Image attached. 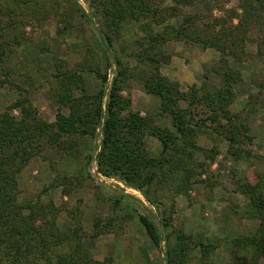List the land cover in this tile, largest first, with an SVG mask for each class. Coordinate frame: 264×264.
<instances>
[{
	"label": "trees",
	"instance_id": "16d2710c",
	"mask_svg": "<svg viewBox=\"0 0 264 264\" xmlns=\"http://www.w3.org/2000/svg\"><path fill=\"white\" fill-rule=\"evenodd\" d=\"M88 1L97 4L103 24L100 38L109 48L106 51L111 49L116 67L104 115L107 74L97 73V94L90 97L91 81L84 75L83 65L70 66L63 62L58 66L56 88L58 103L68 114H57L55 122L47 124L33 108L24 89L13 81L16 73L8 67L13 60L12 47H0V88L13 87L20 94V99L0 112V264H38L39 259L50 256L57 258V264H109L106 259L94 260L83 247L82 240L110 233L117 220L116 212L106 219L96 220L91 233H87L78 223L70 229L56 226V210L52 203L39 200L20 203L17 200L18 176L33 159L49 154L62 156L73 163L82 176L93 159L92 154H84L85 140H95L97 130L101 133L100 151L95 157L97 172L139 192L150 206L164 215L167 207L162 200L165 197H152V192L168 185L171 186L170 195H177L200 176L197 170L203 163L197 156L210 161L214 158L196 146L201 134L214 131L223 137L228 154L236 160L240 155L246 159L250 157L243 151L245 141L253 138L245 126L249 112L244 116L232 114L229 108L235 97L233 88L240 82V73L234 67L246 58L247 43H255L258 57L264 55V0H170V7L163 5L164 0H107L105 4L100 0ZM231 2L236 4L235 8L225 9ZM67 4L75 16L90 21L76 1L69 0ZM28 8L33 12L40 10L38 4L29 0H0V31L3 22L5 31L13 18H23ZM56 8V4H51L50 13ZM214 11L222 16L213 17ZM164 14L169 15L170 24L162 26L160 16ZM147 17L150 20L138 26L140 36L131 38L127 44L131 54L125 55L129 47L124 45L114 48L121 38L122 26L133 19L140 23ZM168 40L216 50L219 61L210 70L213 80L210 82L205 76L201 88L192 85L189 91L181 92L177 82L162 77L161 65L167 63L163 47ZM128 56L135 64L133 68H129ZM109 57H104L107 69L112 65ZM20 64L19 71L23 66ZM135 74L142 78L146 93L159 100V113L168 116L169 127H160L151 116L142 117L140 113L131 112L128 102H124L122 86ZM145 137L159 143L156 156L149 155ZM51 168L52 186H55L61 175L53 166ZM238 189L242 195H251L245 213L258 219L259 227L252 236L230 243L237 251L231 253V259L234 264H258L264 255V191L246 184H240ZM134 202L143 208L138 199ZM117 204L120 200L115 201L114 205ZM163 206L166 209L162 212ZM173 209L171 205L170 214ZM133 212L153 249H160L166 240L165 264H189L197 250L199 262L206 263L211 244L186 236L181 229L173 230L164 218L158 225L149 216L138 214L134 207ZM169 228L172 232L164 237Z\"/></svg>",
	"mask_w": 264,
	"mask_h": 264
},
{
	"label": "rangeland",
	"instance_id": "374dc122",
	"mask_svg": "<svg viewBox=\"0 0 264 264\" xmlns=\"http://www.w3.org/2000/svg\"><path fill=\"white\" fill-rule=\"evenodd\" d=\"M29 1L38 4L41 13L40 10L33 12L32 8H28L22 14L24 17L13 18L12 24L5 31L3 22L0 31V47H12L13 60L8 67L12 69V73H16L13 75V81L24 89L40 118L51 124L55 122L57 114H68V110L58 103L57 98L59 65L63 62L70 66L83 65V73L91 81L88 91L90 97L97 94V73H106L107 84L102 106L104 115V104L116 67L111 49L107 52L109 48L100 38L103 24L99 19L97 4L88 0H74L90 17V21H85L75 16L71 6L67 4L69 0ZM106 1L100 0L104 4ZM51 4L57 6L52 10L53 14L50 13ZM163 5L170 7V0H164ZM235 6L236 4L231 2L225 9ZM213 13V17L222 16L218 11ZM160 17L163 19L162 26L170 24L168 14ZM149 20L147 17L140 23L134 22V19L128 21L120 28L121 38L115 42L114 48L118 45L129 47L127 44L130 39L141 34L138 26ZM162 26L158 29L161 30ZM254 44L247 43L246 58L234 67L240 73V82L233 88L235 97L229 108L232 114L242 113L244 116L249 112L245 126L250 129L249 135L253 138L250 142L245 141L243 151H247L250 157L246 159L240 155L236 160L228 154V145L223 137L217 136L214 131L201 134L196 140V146L208 151L206 154L214 158L210 161L201 155L197 156L199 162L203 163L201 169L197 170L200 176H196L192 183L184 186L177 195H170L171 186L168 185H162L156 192H152V197H165L162 202L167 209L161 207L162 212L167 210L165 215L150 206L139 192L97 172L95 157L100 151L99 130L95 140H85L84 154H92L93 159L82 176L76 171L74 164L65 161L62 156L49 154L44 158L33 159L18 176V202L39 200L42 203H52L56 210V226L60 229H70L78 223L87 233H91L96 220L106 219L116 212L117 220L110 233L95 239L82 240L83 247L98 262L106 259L110 261L109 264H165L166 240L164 239L160 249L151 247L133 212L134 207L138 214L149 216L156 224L164 218L173 230L181 229L186 236H194L203 244H211L212 248L207 253L205 264H234L231 253L237 251L230 243L252 236L259 227V220L245 213L251 195H242L238 186L246 184L250 188L256 187L257 190L264 191V55H256ZM164 46L167 63L161 65L160 74L169 81L177 82L181 92L189 91L192 85L201 88L205 76L208 81L213 80L214 74L210 70L219 61L216 50L200 49L174 40L166 41ZM126 51L125 55L132 53L130 47ZM106 55L110 56L112 64L109 69L105 65ZM127 61L129 68L135 66L130 56ZM20 63L23 66L19 71ZM139 76L135 74L134 77L126 79L121 97L124 102H128L131 112L140 113L142 117L151 116L160 127H169L168 116L159 113V100L146 93ZM18 98L20 99V94L15 88L1 87L0 112L15 103ZM144 141L149 155L156 156L159 143L151 137H145ZM52 166L61 175L55 186H52ZM124 195L127 198L123 197ZM134 199H138L143 208L135 204ZM119 200L120 204L114 205L115 201ZM171 205H174L172 214ZM172 228L165 232L164 237L172 232ZM199 257L197 250L189 264H201ZM57 262L55 256L38 260V264ZM258 264H264V255Z\"/></svg>",
	"mask_w": 264,
	"mask_h": 264
}]
</instances>
